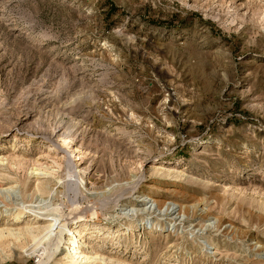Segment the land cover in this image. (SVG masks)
I'll use <instances>...</instances> for the list:
<instances>
[{
  "label": "rangeland",
  "instance_id": "rangeland-1",
  "mask_svg": "<svg viewBox=\"0 0 264 264\" xmlns=\"http://www.w3.org/2000/svg\"><path fill=\"white\" fill-rule=\"evenodd\" d=\"M1 159L0 228L54 211L127 264H264V0H0ZM54 237L0 264H63Z\"/></svg>",
  "mask_w": 264,
  "mask_h": 264
},
{
  "label": "bare ground",
  "instance_id": "bare-ground-1",
  "mask_svg": "<svg viewBox=\"0 0 264 264\" xmlns=\"http://www.w3.org/2000/svg\"><path fill=\"white\" fill-rule=\"evenodd\" d=\"M61 141L63 144L68 146L69 142H67V139L62 137ZM0 162H3L2 159L0 160ZM34 170H31L29 175H33L35 177V181H37V185H36L37 190L39 191L44 190L48 180L44 179L45 178L43 177L44 172L39 173V171L36 170L38 172L34 173ZM176 174L178 175V172ZM167 175H170L169 172ZM1 178H2V175L0 174V179ZM156 206L158 207L157 203H156ZM58 216L60 215L56 214L54 211H47L44 213L35 211L29 214H27L26 209H21V210L16 211L14 214H12L11 220L13 221L14 224H18V225L21 224V225L18 228H10V227L0 228V247H2V249L5 247H9L11 241L15 244L14 241H18L19 239L24 240V241L26 240L27 241H31V240L38 241L37 237L40 235H41V238L43 237L42 240H46L48 238L51 239V236L58 237V235L62 234L63 238L65 237L66 239L65 247L63 250L61 249L63 251L61 253L63 264H105L106 261L109 262V264H127V262L124 260L113 259L112 257H109V256L105 257V256H102L101 254H97L95 251L89 252L88 254V251L86 252L82 247L80 248L78 244L76 243L77 240L80 239L79 237L81 235L79 224L74 223L72 227L71 226L67 227L66 231L64 232V228H62V226L58 227V223H57L59 219ZM24 218H28V219L27 220L25 219V222H24L23 221ZM66 235H67V238H66ZM70 240L71 242H69ZM34 243L36 244L37 242H34ZM18 244L20 245L21 248L24 247V245L23 244L21 245L20 242Z\"/></svg>",
  "mask_w": 264,
  "mask_h": 264
}]
</instances>
